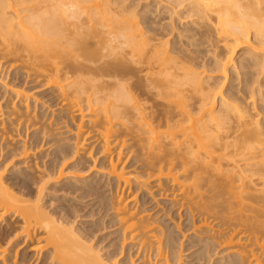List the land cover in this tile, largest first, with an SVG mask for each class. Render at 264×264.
I'll list each match as a JSON object with an SVG mask.
<instances>
[{"label":"bare ground","instance_id":"6f19581e","mask_svg":"<svg viewBox=\"0 0 264 264\" xmlns=\"http://www.w3.org/2000/svg\"><path fill=\"white\" fill-rule=\"evenodd\" d=\"M142 1L0 0V87L10 90L11 73L24 83L0 103L2 264L31 253L49 264H128L73 224L75 207L42 204L54 177L71 193L108 187L104 219L142 264H181L183 223L186 250L196 248L184 264H264V0ZM35 88L47 101L28 94ZM11 135L25 139L9 148ZM88 141L105 160L103 184L64 177L85 168ZM43 147L51 151L29 159ZM173 209L185 216L177 225L166 221Z\"/></svg>","mask_w":264,"mask_h":264},{"label":"rangeland","instance_id":"374dc122","mask_svg":"<svg viewBox=\"0 0 264 264\" xmlns=\"http://www.w3.org/2000/svg\"><path fill=\"white\" fill-rule=\"evenodd\" d=\"M153 1L154 0H145V2L146 3H153ZM143 3H145L144 2V0L142 1ZM149 3V4H150ZM154 4V3H153ZM152 4V5H153ZM0 71H2V70H0ZM10 77H8V79L6 80V82H7V84L9 85L8 87L10 88V90L6 93V89L4 88V87H0V96L3 94V95H5V93L7 94V95H5L6 97L3 99H1L0 101V103H1V105H3V104H5L6 103V101L8 100L7 98H8V96L9 97H13L14 98V95L12 94L13 92H12V89H13V91L15 90V91H17L16 90V88L17 87H21V88H23V85H24V83H22L23 82V79L22 78H20V76H15V75H12V73L9 75ZM13 76V77H12ZM15 77V78H14ZM16 79V80H15ZM21 84V85H20ZM11 85V86H10ZM30 85V84H29ZM14 86H15V88H14ZM26 86V85H25ZM24 86V87H25ZM11 87H13V88H11ZM26 87H29L28 85L26 86ZM2 88V89H1ZM20 88V89H21ZM18 89V88H17ZM40 89V90H39ZM34 91H30V93L28 92V94H30V96L32 97H35V98H38V102L41 104V103H43V102H45V101H47V98H45V96H44V94H42L41 93V91H43V90H41V88H35V89H33ZM5 92V93H4ZM31 92H33V93H31ZM11 95H13V96H11ZM35 95V96H34ZM20 97V96H19ZM18 99H20V98H18ZM45 100V101H44ZM19 101V100H18ZM49 104H50V101L48 102V107H49ZM41 106V105H40ZM46 107H47V103H46ZM45 107V108H46ZM44 108V109H45ZM47 111V110H46ZM51 111V110H50ZM60 110L59 109H56V107H54L53 108V117L50 119V121L52 122V120L53 121H55L56 120V117H58V116H56L57 114H59L60 112H59ZM48 113H49V111H48ZM51 113V112H50ZM50 113L49 114H47V116L48 115H50ZM52 114V113H51ZM70 119V127H69V129H71L72 127V129H76V125H77V123L78 122H80L79 121V118L78 117H74V119L73 118H69ZM71 120H73V121H71ZM75 121V122H74ZM77 121V122H76ZM72 123V124H71ZM86 123V122H85ZM78 125H79V123H78ZM61 131V130H60ZM64 131V130H63ZM16 134V133H15ZM66 135H67V133H66ZM68 135H69V133H68ZM12 137L10 138V140H9V138L6 140V142H4V141H2L3 143H8V145L10 146V145H14L15 143V146H11V147H9V148H15V147H17V145H18V143H20L19 145H21L22 144V141L21 140H23V139H25L23 136H21V137H18L17 135H11ZM14 137V138H13ZM19 139H21V140H19ZM0 141H1V139H0ZM20 141V142H19ZM18 142V143H17ZM90 141H88V143L86 144V146H87V150L89 151V152H92V153H86L85 155H84V157H85V159H84V163H85V168H81V169H83V170H81V169H79V168H77V169H75V168H73L72 169V166H71V168L70 167H68L65 171V173H64V177H80L79 179H80V182L79 183H81L82 185H85L84 183H83V180L82 179H86L87 177L89 178V179H94V180H96V181H101L100 183L101 184H103L104 182H105V177L104 176H102L103 175V167L104 166H102L103 164V161H102V159H103V156L101 155V154H99V155H97V152L99 151V148L96 146V145H93V147L91 148V147H89V143ZM18 145V146H19ZM91 145V144H90ZM46 148V147H45ZM45 148L43 147V148H41V149H39V150H37V151H35V152H30L31 154H30V158L29 159H33L36 155H38V153H40V151H41V153H44V151H45V153H44V157H45V154H46V151H47V153H49L50 151H51V147H50V149H46L45 150ZM44 150V151H43ZM33 153V154H32ZM34 153H35V155H34ZM49 156H51V155H49ZM49 156H47V158H46V160L48 159V158H50ZM52 157V156H51ZM20 158L19 157H16L15 159H14V161H17V160H19ZM74 160H71V159H69V162H67V164L68 165H71V164H73V163H75V158H73ZM38 160H41L42 161V158H38L37 159V162H39L40 164H41V162L40 161H38ZM95 160V161H94ZM99 160V161H98ZM100 160H101V162H100ZM104 160V159H103ZM14 161H11L9 164H8V166L6 167V170H5V172H4V174H5V177H6V179H9L10 177V169H11V167L14 165L13 163H15ZM105 161V160H104ZM43 162V161H42ZM94 162H96L95 163V166H93L92 164L94 163ZM29 164V163H28ZM66 164V165H67ZM12 165V166H11ZM65 165V166H66ZM67 165V166H68ZM89 165L91 166H93V167H90V169L88 168L89 167ZM27 166V165H26ZM26 166H24V164H22L21 163V165H19L18 167H21V168H23V167H26ZM66 166V167H67ZM66 167H64V169L66 168ZM82 167V166H81ZM102 168V169H101ZM70 169V172L68 171ZM131 169V170H130ZM132 169H134V168H129V170L128 171H133ZM79 170H81V171H79ZM70 173V174H68V173ZM73 172V173H72ZM88 172V173H87ZM66 173H67V175H66ZM81 173V174H80ZM85 173V174H84ZM77 174V175H76ZM97 176V177H96ZM99 176V177H98ZM63 177V178H64ZM103 177V178H102ZM62 178V179H63ZM87 178V179H88ZM96 178V179H95ZM103 180H101V179ZM57 181L59 182V181H61V180H58V178L57 177H54V179L52 178L51 179V181L50 182H48L47 184H46V186H47V188H45V191H43V196H42V200H43V202H42V204L44 203L45 204V206H46V208L51 212V210H52V213H55L54 211L56 210L57 212L59 211V209H61V208H59V207H65L68 211H70V212H74L75 213V210L74 209H72V208H70V207H75L77 210H76V215H74L73 214V216H72V219L71 220H73V224L76 226V227H78L79 229H81V230H92V234H96V235H94V240H93V244H95L96 246L98 245V247L101 249V252L103 253V254H105V256L110 252H115L116 254H118V256H117V259L116 260H119L120 261V259H121V261L122 260H124V259H126L127 258V261H128V264H142V263H144V262H146V261H148V260H146V259H139V258H137V256H133V255H136V248L135 249H128V248H126L127 247V245H129V243L130 242H126V247L123 249L122 247H120V246H122V242L121 241H123L121 238H118L119 237V235H118V233L116 232L117 231V229L118 228H116L117 227V225H114V224H107V221H108V217H105V219H104V214H105V212L103 211L104 209L101 207V195H102V192H104L105 193V191L106 190H108V187H106L101 193L100 192H92V193H87L84 189H80L79 190V192H78V190H76L77 192L75 193H71V191L69 192V190H68V188L66 189V188H63L62 189V191H61V187H57V186H59L58 184H57ZM56 182V183H55ZM55 184H56V189L54 188L55 187ZM53 185V188L51 187ZM152 185H154V184H152ZM37 186L35 185V187H34V189L32 190V188H33V186H32V188L30 189V192H32V194H33V192H34V196L35 195H37V192L39 191V189L38 188H36ZM50 188V189H49ZM58 188V189H57ZM60 188V189H59ZM38 189V190H37ZM47 189V190H46ZM67 190V191H65V190ZM50 190V191H49ZM52 190V191H51ZM152 190V192H150ZM151 190H148L149 191V193L147 192H144L147 196H146V199L145 200H147V199H151V197H155V193H157V190H156V188H152ZM84 194V196H83V194L81 193V192ZM122 191V188L120 189V192ZM125 191L126 190H124L123 192H124V195L126 194L127 195V192L125 193ZM128 191V190H127ZM54 192V193H53ZM66 192V193H65ZM69 192V193H68ZM155 192V193H154ZM39 193V192H38ZM44 193H45V195H44ZM86 193V194H85ZM96 193V194H95ZM99 193V194H98ZM141 193V192H140ZM139 193V194H140ZM143 193V194H144ZM76 194V195H75ZM88 194V195H87ZM107 194V195H106ZM106 194L105 195H103V196H108V194H109V192H107L106 191ZM153 194V195H152ZM80 195H82L83 197H81ZM86 195V196H85ZM100 195V196H99ZM142 195V194H141ZM62 196V197H61ZM78 196V197H77ZM81 197V198H80ZM99 197H100V199H99ZM138 202H139V200H140V197H139V195H138ZM162 198H160L159 196H156V198H155V200L154 201H152L150 204L148 203L147 204V206H145L146 208H149V207H151L152 205H154V203H157V201H159V202H161L162 200H161ZM54 200V201H53ZM49 201V202H48ZM53 201V202H52ZM56 201V202H55ZM71 201H73V202H71ZM75 201V202H74ZM66 203V204H65ZM91 203V204H90ZM100 203V204H99ZM131 203V202H130ZM56 204V205H55ZM133 204V203H132ZM131 204V205H132ZM67 206H70V207H67ZM164 204L162 203H159V205H158V207L156 208V209H154V210H152L151 212H150V210H149V212H150V214H153L154 213V211L155 210H157V209H162V208H166V206H164ZM100 207V208H99ZM57 208H59V209H57ZM69 208V209H68ZM164 208V209H165ZM71 209V210H70ZM94 212V213H93ZM104 212V213H103ZM148 212V213H149ZM178 212V209L176 210V209H173L172 211H170L169 212V214H170V216H169V214H168V217L166 218V221L169 223V224H173V223H175L176 225L177 224H179V222L181 223V222H183V220L185 219V216H183L182 215V217L179 219V217H178V215H179V213H177ZM77 213H78V215H77ZM180 213H182V212H180ZM97 214V215H96ZM175 214V215H174ZM173 215V216H172ZM75 216V217H74ZM175 216V217H174ZM177 217V218H176ZM175 218V219H174ZM11 219H13V218H10V216L9 217H7V220H11ZM104 219V220H103ZM3 219H1L0 218V230L2 229V228H4L5 226H6V222L4 221ZM104 222V223H103ZM12 223H14V225L15 226H19L20 224L15 220H13L12 221ZM102 223V224H101ZM17 224V225H16ZM94 225V226H93ZM104 225V226H103ZM111 225H114V226H111ZM100 226V227H99ZM107 227V228H106ZM109 227V228H108ZM186 226H185V224L183 223V225L181 224L180 225V228H177L176 227V231H180V232H183V234H184V237L181 235V233H180V242H181V240H182V245H183V247H182V249H183V252H182V258L179 260L180 261V263L181 264H184V263H187V261H191L192 260V257L190 256V254L192 253V251H194L196 248H190V250H189V248H188V250H186V248L187 247H189V244H190V240H189V238L188 237H190V235L192 234V230L191 231H187V232H184L185 230H186V228H185ZM116 229V230H115ZM178 229V230H177ZM106 230V231H105ZM100 231V232H99ZM104 237V238H103ZM118 238V239H117ZM118 240V242H117V240ZM100 242V243H99ZM116 244V245H115ZM117 244H119V245H117ZM23 249V247L22 248H19V250H22ZM28 250V249H27ZM27 250H26V253H28V254H30L31 253V250L29 249L28 250V252H27ZM103 250V251H102ZM121 250H125L122 254H121ZM45 252V251H44ZM107 253V254H106ZM120 253V254H119ZM37 256V255H36ZM36 256H33V253H31L28 257H27V264H34V260H35V258H39V260L40 261H37L36 263L37 264H49V261L47 262L46 261V263H42V258H43V254L41 255H38L37 257ZM219 256H221V255H219V254H216L215 256H214V258L216 259V258H218ZM32 257V258H31ZM29 259H31V261L29 260ZM29 260V261H28ZM0 264H2V262H1V260H0ZM210 264H212V263H210Z\"/></svg>","mask_w":264,"mask_h":264}]
</instances>
